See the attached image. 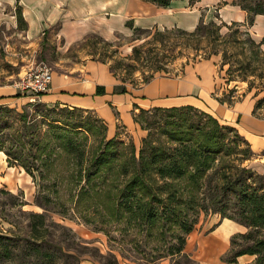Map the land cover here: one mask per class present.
I'll return each mask as SVG.
<instances>
[{
    "label": "rangeland",
    "instance_id": "1",
    "mask_svg": "<svg viewBox=\"0 0 264 264\" xmlns=\"http://www.w3.org/2000/svg\"><path fill=\"white\" fill-rule=\"evenodd\" d=\"M240 1L227 0L223 4L221 1L201 8L198 0H189L169 11L147 8L143 15L159 20L150 32H135L127 39L123 34L116 33L109 42L98 36L96 39H87L76 50H79L81 57L87 55L108 65L116 79L132 87H139L155 76H178L185 65L204 60L203 56L209 48L205 41L195 47L193 40L186 36L168 33L161 38L156 33L175 26L191 31L198 14L206 18L205 22L208 23L215 13L220 16L223 5H233ZM245 2L264 5V0ZM234 30L223 26L220 33L224 35ZM250 39L247 34H239L235 48L224 44L219 47L218 55L211 56L210 59L218 60L217 70L222 73L221 87L227 91L222 96L218 95L217 100L240 99L248 93L264 95V66L259 62L262 54L250 44ZM136 47L140 48L138 58L133 56ZM52 48L48 45L41 52L31 55L20 34L12 35L11 31L3 30L0 33V86L15 88L25 72L39 63L48 66L52 72L56 71L55 64L59 59ZM158 67L160 71H157ZM16 91L19 93L18 98L23 99L12 106L0 105V112L13 126L4 134H10L15 139L23 137L29 140L28 131L36 129L38 136L34 143L41 147L48 146L44 148L47 154L52 149V164L45 172L44 180H40L37 173L32 176L18 164L7 163V156L0 152V191L5 192L0 193V230L24 235L28 214H43L50 225V240L62 246L67 254L62 256V264H107L112 256H115L119 264H145L140 259L142 252H149L158 245L157 240L155 237L147 239L144 231L133 224L129 225L127 216L122 212L116 214L119 195L129 182L131 172L128 177H124L118 171L120 164L117 160L111 162L109 170L106 166L96 170L92 163L97 154L102 153L106 143L115 141L116 151L122 157L120 161L130 167L133 162L130 159L131 146L135 150V161L138 162L140 149L148 148L146 145L142 147V141L149 136L153 144L165 142L167 132L176 130L173 123H181L184 116L171 113L145 115L142 128L138 124L145 133L144 137L135 139L119 129L114 137L109 138L104 124L95 113L83 109L74 111L58 105L49 106L30 94ZM21 116L25 118L24 121ZM186 118L200 125L206 120L199 113H190ZM220 126L223 127L222 134L226 143L236 142L237 149L230 156L223 153L218 155L216 164L220 160V163L224 161L229 166L251 169L255 173L248 182L264 184V179L257 178V175L263 174L252 166L254 156L243 160L247 146L242 143V138L233 127ZM59 136L74 143L78 154L83 156L82 162L76 154L61 148L64 140L59 139ZM4 146L8 147V144ZM114 147L110 146L111 150ZM29 149L26 147V150ZM136 167L137 164L131 169ZM87 172L90 173L89 178ZM246 231L242 227V233ZM237 233V223L226 219L220 221L215 214L201 213L198 223L186 238L185 252L198 264H227L222 257L229 249L230 238ZM153 234L156 236V233ZM250 261L251 258L247 257L239 259L241 264ZM159 264H169V261Z\"/></svg>",
    "mask_w": 264,
    "mask_h": 264
},
{
    "label": "trees",
    "instance_id": "2",
    "mask_svg": "<svg viewBox=\"0 0 264 264\" xmlns=\"http://www.w3.org/2000/svg\"><path fill=\"white\" fill-rule=\"evenodd\" d=\"M141 1L167 8L173 1L178 0ZM245 1L242 0L233 5L239 6L247 13L248 23L251 24L254 16H264L263 4L251 5ZM223 26L228 29L235 28V30L222 35L220 31ZM150 31L136 30L135 32ZM168 33L186 36L193 40L195 47L199 46L201 41H205L209 51L204 54V60L210 59L212 55H218L221 45L227 44L235 48L237 35L242 33L248 35L240 31L236 23L227 26L214 21L205 23L202 19L192 31L173 27L157 32L156 36L163 38ZM90 39H96V37L93 36L88 40ZM250 44L261 52L262 58L259 62L264 66V53L260 49L264 39L260 43L250 39ZM139 49L136 47L133 50L135 58H138L140 54ZM110 70L114 74L111 68ZM160 70L161 68L158 67L157 71ZM151 79L146 80L144 84ZM121 82L124 83V81ZM117 92L125 93V88H120ZM95 93L103 95L105 90L97 86ZM220 102L231 104L232 100ZM263 105L264 98L258 102L256 109H262ZM72 110L80 109L72 108ZM1 112L0 152L7 156V163L18 164L27 174L33 176L37 173L40 180H44L45 172L52 164V149H50L51 153L47 154L44 148L48 146L41 147L34 143L36 129L28 131L29 140L23 137L15 139L10 134H4L13 126ZM156 113L182 114L184 118L181 123H173L172 126L176 127V130L167 132L168 137L165 142L153 144V141H149V136L145 138L142 141V147L146 145L148 148L140 149L138 162L135 161V150L131 146L130 159L133 162L130 167L120 161L122 157L116 151L115 141L106 143L102 153L97 154L92 163L96 170L105 166L109 170L111 162L117 160L120 164L118 171L124 177H128L131 172L129 182L119 195L116 214L118 215L119 211L122 212L127 216L129 225L133 224L144 231L147 239L155 237L157 240L158 245L149 252H142L141 261L145 264H159L166 260L169 264H198L185 252L186 238L198 223L200 214L211 213L218 215L220 221L226 219L247 230L230 238L229 249L222 257L223 262L241 264L239 259L248 257L251 261L243 264H264V184L248 182L255 173L251 169L229 166L224 164V161L220 163V160L216 164L217 157L221 153L225 156L235 153L236 142L226 143L222 134L223 127L218 121L193 107L140 111V114H134L133 120L141 126L145 122L142 121L145 115ZM190 113L205 116V123L200 125L188 120L186 115ZM20 118L22 121L25 120L23 116ZM59 139L64 140L65 137L59 136ZM6 143L8 147L4 146ZM63 143L61 148L70 154H76L79 161H83L82 154H78V148L71 140H64ZM242 143L247 146L246 152H243V160L254 156L249 144L243 138ZM110 146L115 147L111 150ZM26 147L30 149L26 150ZM34 148L35 151L32 152ZM136 164V169L132 170L131 167ZM87 175L89 178L90 173L87 172ZM257 178L263 180L264 176L257 175ZM0 193L5 192L0 191ZM27 221L24 235L0 230V264H62L61 258L67 254L62 246L50 240V225L45 215L30 213ZM153 233H156V236H153ZM107 264L119 263L115 256H112ZM137 264L141 263L137 262Z\"/></svg>",
    "mask_w": 264,
    "mask_h": 264
},
{
    "label": "crops",
    "instance_id": "3",
    "mask_svg": "<svg viewBox=\"0 0 264 264\" xmlns=\"http://www.w3.org/2000/svg\"><path fill=\"white\" fill-rule=\"evenodd\" d=\"M185 1L189 0L173 1L169 7L161 8L141 0H0V33L6 30L12 35L20 34L31 55L45 46L53 47L59 60L50 91L38 98L40 102L91 111L104 124L109 138L122 129L135 139L145 133L134 122V114L156 108L193 107L220 125L233 127L254 154L253 168L264 175V107L256 109L264 95L248 93L233 99L231 104L217 100L218 95L227 93L221 87L217 58L185 65L178 76H155L146 84L132 87L116 79L108 65L87 55L81 57L76 50L93 36L109 42L116 33L127 39L136 30H152L159 20L143 15L147 8L169 11ZM221 1L227 3V0H198V3L204 8ZM223 6L219 16L222 20L215 13L211 21L227 26L236 23L255 43L262 42L263 15L254 16L250 24L247 13L239 6L231 3ZM200 19L205 22L206 18L198 14L192 30ZM260 49L264 53V44ZM97 86L104 88L103 95H96ZM123 87L125 93L117 92ZM18 97L15 88L0 86V105H15L23 99ZM237 232L242 233L238 224Z\"/></svg>",
    "mask_w": 264,
    "mask_h": 264
},
{
    "label": "built area",
    "instance_id": "4",
    "mask_svg": "<svg viewBox=\"0 0 264 264\" xmlns=\"http://www.w3.org/2000/svg\"><path fill=\"white\" fill-rule=\"evenodd\" d=\"M52 79V70L45 64L39 63L25 72L19 82L15 84V88L21 93L39 98L50 91Z\"/></svg>",
    "mask_w": 264,
    "mask_h": 264
}]
</instances>
